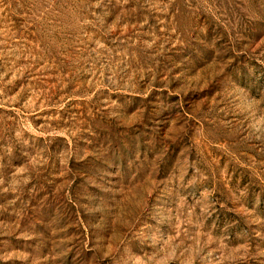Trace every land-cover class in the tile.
<instances>
[{
	"label": "rangeland",
	"instance_id": "1",
	"mask_svg": "<svg viewBox=\"0 0 264 264\" xmlns=\"http://www.w3.org/2000/svg\"><path fill=\"white\" fill-rule=\"evenodd\" d=\"M0 264H264V0H0Z\"/></svg>",
	"mask_w": 264,
	"mask_h": 264
}]
</instances>
